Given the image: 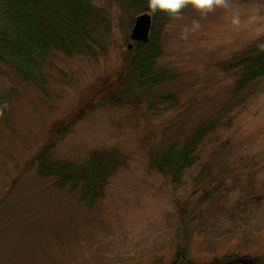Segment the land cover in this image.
Masks as SVG:
<instances>
[{
  "label": "rangeland",
  "instance_id": "obj_1",
  "mask_svg": "<svg viewBox=\"0 0 264 264\" xmlns=\"http://www.w3.org/2000/svg\"><path fill=\"white\" fill-rule=\"evenodd\" d=\"M96 2L111 27L104 48L73 57L51 51L38 85L0 61V264H176L179 252L187 258L177 264H264V82L230 104L217 68L264 37V0H229L241 12L238 28L224 9L203 17L190 11L168 27L160 69L172 80L158 96L183 98L177 110L156 104L153 112L127 99L101 102L126 85L117 67L127 63L134 24L115 0ZM193 20L200 29L182 40ZM242 100L248 105L240 107ZM232 114L239 116L230 126L221 123ZM68 119L71 131L52 159L81 164L96 151L122 155L93 204L91 186L82 195L54 187L32 165L52 128ZM212 120L220 137L212 135L180 185L151 167L170 141L182 143Z\"/></svg>",
  "mask_w": 264,
  "mask_h": 264
},
{
  "label": "trees",
  "instance_id": "obj_2",
  "mask_svg": "<svg viewBox=\"0 0 264 264\" xmlns=\"http://www.w3.org/2000/svg\"><path fill=\"white\" fill-rule=\"evenodd\" d=\"M96 1L2 0L0 61L13 67L25 82L38 85L46 57L51 51L73 57L83 53L93 54L95 46L104 48V42L109 40L106 33H109L111 27ZM115 1L130 12L132 18L129 27L142 14L152 16L153 26L149 42L135 43L134 49L125 56L127 63L117 67V81L124 80L126 85L117 92L105 90L104 94L110 93L101 102L122 106L127 99L138 107L146 104L147 112H153L157 108L156 104H161L163 108H174L167 111L177 110L183 97L175 93L158 96V88L168 85L172 80L171 75L160 69L162 36L183 14L194 10L191 6L185 7L179 19H170L164 14H150L147 0ZM261 45H264V37L230 52L217 64L221 78H225L224 90L230 104L240 96H247L251 88L264 82V47ZM155 97L158 102L152 101ZM244 103L248 105L246 100L239 101L238 105L243 107ZM233 108L236 109L235 106ZM234 116L239 115L232 114L221 123L230 126ZM71 123L73 121L70 119L62 120L52 128L49 140L34 154L32 165L40 177L53 182L54 187L78 191L82 195V188L91 186L95 191V198L91 202L93 204L104 193L113 174L123 166L122 155L116 150L96 151L81 164L52 159L56 144L71 131ZM217 124L212 120L198 126L182 143L170 141L161 151L152 155L151 167L163 177H170L174 185H180L186 172L199 161L202 148L214 140L212 135L220 137L221 131L217 126L221 124ZM186 258L184 253L179 252L176 262ZM243 263L261 264L249 258H245Z\"/></svg>",
  "mask_w": 264,
  "mask_h": 264
},
{
  "label": "clouds",
  "instance_id": "obj_3",
  "mask_svg": "<svg viewBox=\"0 0 264 264\" xmlns=\"http://www.w3.org/2000/svg\"><path fill=\"white\" fill-rule=\"evenodd\" d=\"M188 6L202 17L214 10L224 9L230 13L227 17L229 24L237 28L241 26V12L239 9L232 8L229 0H147V10L150 14H164L170 19H179L181 11ZM200 27L199 20H193L190 26L184 27L180 38L188 40Z\"/></svg>",
  "mask_w": 264,
  "mask_h": 264
},
{
  "label": "water",
  "instance_id": "obj_4",
  "mask_svg": "<svg viewBox=\"0 0 264 264\" xmlns=\"http://www.w3.org/2000/svg\"><path fill=\"white\" fill-rule=\"evenodd\" d=\"M153 26L152 16L149 14H142L135 20L132 33L130 35L131 44L128 46L129 50H133L134 43H148L151 37Z\"/></svg>",
  "mask_w": 264,
  "mask_h": 264
}]
</instances>
